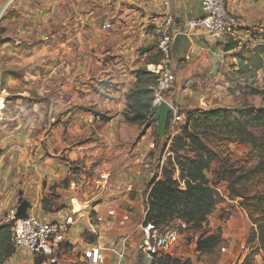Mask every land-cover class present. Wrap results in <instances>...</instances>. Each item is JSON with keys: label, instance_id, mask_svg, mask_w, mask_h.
Returning a JSON list of instances; mask_svg holds the SVG:
<instances>
[{"label": "crops", "instance_id": "0c3cea01", "mask_svg": "<svg viewBox=\"0 0 264 264\" xmlns=\"http://www.w3.org/2000/svg\"><path fill=\"white\" fill-rule=\"evenodd\" d=\"M202 2L0 0V24L3 25L4 21L15 23L14 29L0 38V101L4 118L0 124L3 132L0 141L3 140L4 147L0 154V209L12 208L11 213L22 200L28 199L32 201L29 216L62 222L71 211L69 200L74 207L75 202L81 208L85 205L72 199L73 196L79 197L74 194L75 184L69 177L68 164L53 159L58 143L55 133L61 127L54 121L60 116L68 131L71 127L91 130L95 123L121 116L128 101L127 94L135 83L134 73L145 66L136 65L137 52L145 47L156 51V29L165 17L171 16L173 20L170 28L174 35L171 70L178 87L171 95L181 91L180 85L183 88L188 82L210 78L226 56H232L235 61L234 54L241 48H248L242 44L241 37L248 41L258 40L247 27L264 17V0H228V11L238 17L243 27V30L226 36L238 41L229 43L237 46L229 51L224 48L226 40L211 38L201 28H190L189 22L203 15ZM105 23L112 25L109 33L100 29ZM59 33H64L65 39L58 46L62 53L58 58L55 55L58 43L54 45L52 42ZM258 44L261 43L257 41L253 48ZM38 46H46L48 55L33 59L38 48H43ZM22 53L33 60L20 71L22 56L19 55ZM107 55L114 59L111 65L105 59ZM14 57H17L16 62ZM109 72L112 74L107 78ZM75 93L83 99L72 100ZM60 105L66 107L63 113L59 112L64 109ZM76 116L80 119L74 121ZM7 125L10 127L5 131ZM170 130L172 135L177 134L179 126L174 129L170 126ZM5 133L8 141L4 138ZM8 135L15 136L17 143H11L12 138ZM42 142L46 144L47 152L42 150ZM83 144L80 142L75 148L80 149ZM154 146L150 129H146L136 142L127 164L104 175L107 178L100 181L101 187L95 189L97 194L89 198V205H85L88 206L84 214L86 218H81L80 214L76 216V222L59 251L63 264H87L83 250L93 244L101 249L102 259L98 264H143L136 246L142 239L140 226L143 225L149 184L157 172L155 157L149 155ZM12 148L17 150L16 153H9ZM11 164L19 166L14 176L8 173ZM63 181L68 183L65 188L61 185ZM17 192L16 205L8 207L9 195ZM44 197L49 200L50 211L47 212L42 207ZM235 205L223 218L220 210H215L198 233L199 237L219 235L220 245L212 251L195 252L193 242L189 246L190 253L180 254L184 246L177 238L161 256L179 258L182 264H242L246 253L241 247L248 241L252 224L246 213ZM57 206L63 209L56 211ZM110 210L114 212L113 216H108ZM96 215L104 221L94 236L89 231L88 219H94ZM124 216L129 220L119 225ZM252 246H257L256 240ZM4 264L33 262L26 251L17 250ZM250 264H264V251L252 253Z\"/></svg>", "mask_w": 264, "mask_h": 264}, {"label": "trees", "instance_id": "16d2710c", "mask_svg": "<svg viewBox=\"0 0 264 264\" xmlns=\"http://www.w3.org/2000/svg\"><path fill=\"white\" fill-rule=\"evenodd\" d=\"M258 36L260 34L257 39ZM261 40L264 42L263 37ZM236 47L229 44L226 49L229 51ZM157 55L147 64H159L161 55ZM234 59L238 74L263 70L264 45L258 44L253 49L241 48L234 54ZM134 74L135 83L127 94V100L142 103L147 114L124 117L126 121L138 125L146 121L154 123L150 109L153 105L152 88L157 84V77L145 66ZM179 115L184 117L179 133L159 140L156 131L154 150L149 155L150 158L155 157L157 172L149 184L143 224L164 229L178 223L185 230L199 233L217 204L223 200L216 184L207 177L211 166L217 163V177L227 185V199L238 201V206L252 224L246 243L252 250L242 262L250 264L251 254L264 250V186L258 189L256 185L259 179L264 178V110L244 109L231 113L222 108H195L180 112ZM230 141L250 146L256 162L246 167L230 161L219 148L220 144ZM48 204L49 200L44 197L42 207L46 212L50 211ZM61 209L57 206L56 211ZM11 227L10 222L0 224V264H4L16 252ZM255 240L256 247L252 246ZM220 241L218 234L208 237L202 235L196 243V250L210 252ZM158 264H182V261L164 255L159 258Z\"/></svg>", "mask_w": 264, "mask_h": 264}, {"label": "rangeland", "instance_id": "374dc122", "mask_svg": "<svg viewBox=\"0 0 264 264\" xmlns=\"http://www.w3.org/2000/svg\"><path fill=\"white\" fill-rule=\"evenodd\" d=\"M11 14H9V17ZM238 19V17H237ZM238 31L243 30L241 27V22L239 21ZM15 23H10L4 21L3 25L0 24V38L7 33H10L12 29H14ZM254 36L257 37L260 34L258 40L251 41L248 39H244L241 36V39L244 40L246 47L253 48L254 44L259 41L262 45L264 42L261 38H264V17L260 20L254 21L250 23L247 27ZM62 32V31H61ZM65 39L64 33H59L58 36L53 40V44H57L56 50H58L55 55L59 58L62 56L60 49V42ZM237 39V40H241ZM221 40V39H220ZM222 40H226L224 48L231 43H238V41H233V39H228V37L222 38ZM157 43V36L155 39V44ZM43 48H38V51L35 52L34 58L47 56L48 49L46 46H38ZM155 50L149 49L148 47L140 48L137 52V66H146L148 70V66L152 63H149L151 60H154L157 54H159L156 45ZM22 56V57H21ZM19 57L21 60L19 61L20 71L24 69L25 66L29 65L33 59L27 58L28 55L22 53ZM154 58V59H153ZM108 64H112L114 59L111 58L110 55L105 57ZM17 57L13 58V61L16 62ZM153 65V64H152ZM217 69L213 72L210 78H202L195 80L194 82H188L186 86L183 88L181 85L179 86L181 91L176 95H171L174 93L175 88H177L176 78L171 86V88L163 95V99L165 102L170 104L174 111L179 114L180 112H184L185 110L191 109H226L231 113H235L239 110L244 109H253L255 111H263L264 110V69L260 70L256 73L252 74H238L237 67L235 61H233L232 56H226L223 64L221 66L216 67ZM110 70V69H108ZM111 72L108 73L107 78H110ZM173 73V72H172ZM107 82V81H104ZM111 83V82H110ZM80 93V92H79ZM78 94H73L71 98L75 102L79 101V99H83V96ZM105 101V99H103ZM66 103V102H62ZM61 103V104H62ZM100 104V103H99ZM103 104V103H102ZM100 104V105H102ZM91 107L92 105H86ZM60 107H62L60 105ZM3 108V104H2ZM63 110L59 109L60 113H63L65 110V106H63ZM2 111V110H1ZM0 111L1 115L2 112ZM138 111V112H136ZM147 114L146 108L140 102L136 101H126L123 107V113L121 116H114L109 121H101L95 123L94 129L89 130L88 128H80L71 127L68 131L66 129L67 124H65V120L60 119L58 116L54 122H58V125L61 127L56 130L57 137V149H55L54 158L58 163L63 164L67 163L69 167V177L74 181V194L72 199H75L79 203L83 205H89L87 202L89 198L97 194L98 191H95L97 187H101L100 181L105 180L107 178V174H112L127 164V160L133 153V148L136 145V142L144 135L146 129H150V136L153 138L154 142L156 141V131L157 125L156 122L152 123L150 121H146L142 125H138L137 123H130L126 121L125 115L130 117L135 116H145ZM171 116V114H170ZM76 119H80V117H74V121ZM4 122V118L0 119V124ZM184 117H182L181 121L178 122L179 128H181V124L183 125ZM8 124V123H7ZM10 126L7 125L5 127V131ZM3 132L0 130V139H2ZM172 135V131L170 130V126L168 124L166 128V134ZM12 142L16 144L17 140L14 137L8 135ZM7 136V137H8ZM4 138H6V133L4 134ZM7 139V138H6ZM9 139H7L8 141ZM1 142V141H0ZM83 142L84 144L80 149L75 148L76 144H80ZM3 140L0 144V154L3 152ZM42 150L48 151L46 144L42 142L41 144ZM223 153L229 157V160L237 163L238 165H244L246 167L251 166L254 162H256V157L254 158V152L251 150L250 146L240 144L237 141H230L225 143L224 145L220 144L219 147ZM16 149L12 148L9 153H16ZM76 151L75 154L72 152ZM5 153L7 150L4 151ZM47 156L48 155L47 153ZM253 156V160L251 159ZM9 167L8 173L9 175L14 176L16 172H18L19 166ZM5 167V166H3ZM2 169V165L0 171ZM219 167L217 163H214L211 166V169L207 173V177L210 182L215 183L217 190L219 191L223 200L215 207V210H220V217H224V215L228 212V209H231L234 202H231L227 199L228 191L227 185L217 177V171ZM62 187H67L68 183L63 181L61 184ZM258 189L264 186V178L259 179L256 183ZM254 190V188H252ZM17 193L14 195H9L11 201L8 203V207H11L12 204L16 205ZM3 197V196H2ZM1 198V197H0ZM6 201V198H3ZM227 199V200H226ZM2 200V198H1ZM68 202V200H63ZM229 201V202H228ZM77 202H75L76 204ZM236 205H238V201H235ZM69 206L72 205V201L69 200ZM79 205V204H78ZM84 205V206H85ZM80 206V205H79ZM81 208V207H80ZM79 208V209H80ZM12 209V208H11ZM11 209L3 210V207L0 209V223L6 222L8 223V216L10 215ZM76 209H78L76 207ZM70 213V211H69ZM250 222V220H249ZM251 224V222H250ZM176 231V238L181 240V244L184 246V249L180 252V254L190 253L189 246L194 242V251L196 250V243L200 240L199 234L197 231H188L183 229L178 223L173 224L171 226ZM174 240V241H175ZM220 245V244H219ZM264 251V250H262ZM201 253H209L208 250H204Z\"/></svg>", "mask_w": 264, "mask_h": 264}, {"label": "built area", "instance_id": "2783aa9c", "mask_svg": "<svg viewBox=\"0 0 264 264\" xmlns=\"http://www.w3.org/2000/svg\"><path fill=\"white\" fill-rule=\"evenodd\" d=\"M227 4L228 0H203V15L190 21V28H201L206 35L214 39H221L235 33L240 26L239 21L234 14L228 11ZM172 22V17L167 16L156 29V48L161 55V61L157 65L147 67L148 71L157 77V84L152 88V106L165 101L163 95L175 81L171 70V45L174 40V35L170 31ZM100 29L104 33H109L112 30V25L105 23ZM182 117L183 115L177 114L172 107L169 119L171 128H176ZM87 210L88 206H83L80 211H75L72 204L70 213L65 216L62 222H49L35 216L17 220L14 219L16 210L12 211L8 216V222L12 225V242L16 251H26L31 256L33 264H63L58 255L59 251L76 222V216L80 214L81 218H86L84 214ZM107 214L113 216L114 212L110 210ZM128 220V216H124L119 225H124ZM103 221L104 219L97 215L94 219H88L89 231L94 236H97L98 228L102 226ZM140 232L142 239L136 246V252L140 255L142 263L158 264L160 256L171 248L176 238V231L173 228L161 229L155 228L151 224H143L140 226ZM100 250V247L94 244L83 250V258L87 260V264H98L101 261ZM241 250L247 256L252 249L250 246L243 245Z\"/></svg>", "mask_w": 264, "mask_h": 264}, {"label": "water", "instance_id": "95a60500", "mask_svg": "<svg viewBox=\"0 0 264 264\" xmlns=\"http://www.w3.org/2000/svg\"><path fill=\"white\" fill-rule=\"evenodd\" d=\"M172 113V106L165 101L154 105L150 109V117L156 122L157 136L159 140H163L166 134V128L169 123L170 114ZM32 208V201L22 200L16 209L14 219L25 220L29 218L28 211Z\"/></svg>", "mask_w": 264, "mask_h": 264}, {"label": "bare ground", "instance_id": "6f19581e", "mask_svg": "<svg viewBox=\"0 0 264 264\" xmlns=\"http://www.w3.org/2000/svg\"><path fill=\"white\" fill-rule=\"evenodd\" d=\"M1 108H2V105H1V101H0V111H1ZM1 118H2V115L0 114V119H1ZM75 206H76L78 209H76V207H74V210H75V211H77V210L80 211L81 208H80V206L78 205V203H76ZM79 208H80V209H79Z\"/></svg>", "mask_w": 264, "mask_h": 264}, {"label": "clouds", "instance_id": "9594fccd", "mask_svg": "<svg viewBox=\"0 0 264 264\" xmlns=\"http://www.w3.org/2000/svg\"><path fill=\"white\" fill-rule=\"evenodd\" d=\"M170 119V118H169ZM169 124V123H168Z\"/></svg>", "mask_w": 264, "mask_h": 264}]
</instances>
